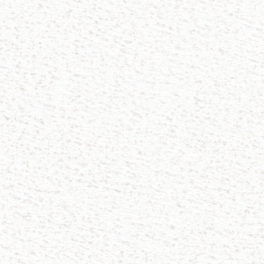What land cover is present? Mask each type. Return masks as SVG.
<instances>
[{"label":"snow or ice","instance_id":"1","mask_svg":"<svg viewBox=\"0 0 264 264\" xmlns=\"http://www.w3.org/2000/svg\"><path fill=\"white\" fill-rule=\"evenodd\" d=\"M0 264H264V0H0Z\"/></svg>","mask_w":264,"mask_h":264}]
</instances>
